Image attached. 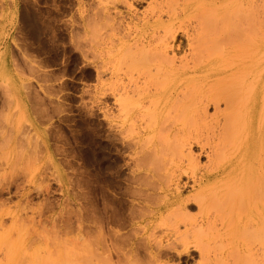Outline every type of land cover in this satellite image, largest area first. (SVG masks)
<instances>
[{
  "label": "rangeland",
  "instance_id": "obj_1",
  "mask_svg": "<svg viewBox=\"0 0 264 264\" xmlns=\"http://www.w3.org/2000/svg\"><path fill=\"white\" fill-rule=\"evenodd\" d=\"M79 1L87 14L96 11L94 0H0V264H264V230L253 228L245 209L264 197L255 178L264 169V75L246 85L248 99L238 104L244 118L223 130L233 142L218 146L221 168L239 180L234 204L246 212L223 215L226 198H211L209 224L178 237L156 234L163 247L152 259L139 230L149 225L139 220V101L125 98L132 92L125 68L96 76ZM253 2L260 12V0ZM117 8L139 22L146 6L134 3L133 17ZM186 128L202 138L219 132L208 121ZM187 212L197 215L195 207Z\"/></svg>",
  "mask_w": 264,
  "mask_h": 264
},
{
  "label": "bare ground",
  "instance_id": "obj_2",
  "mask_svg": "<svg viewBox=\"0 0 264 264\" xmlns=\"http://www.w3.org/2000/svg\"><path fill=\"white\" fill-rule=\"evenodd\" d=\"M94 1L98 6L95 12L91 8L90 14L84 3L78 2V23L97 61L96 76L104 72L111 76L125 68L130 78L125 87L129 91L132 88L130 93L123 90L125 98L139 101L138 170L145 179L139 220L144 223L147 219L149 224L143 228L139 225V230L145 236L150 257L155 259L161 256L163 247L161 240L156 241V234L161 238L178 237L191 230L200 232L205 220L209 224L204 211L209 199L226 198L223 215L231 217L244 211L239 210L237 200L234 204L239 191L237 174L232 168L227 172L221 168V152L229 140L233 142L232 135L225 136L223 130L227 124L244 118L247 111L243 112L238 104L249 95L244 98L246 85L251 86L255 76L264 75V0L258 3L259 13L253 9L254 0ZM134 3L144 4L146 9L139 15V22L130 17L125 21L117 6L131 15ZM130 71L133 77L138 74V79H131ZM220 103L225 107L223 111ZM210 107L213 115L207 112ZM206 121L213 122L219 132L213 130L212 136L202 138L191 135L186 128ZM201 157L206 159L203 166ZM261 172L255 177L259 193L264 191V169ZM185 187H192V195L184 199L181 192ZM192 207L197 210L196 216L187 212ZM250 207L245 209L254 213L250 217L252 227L263 231L264 197ZM2 234L0 242L5 239ZM194 246L199 250L198 244ZM184 251L188 254V247Z\"/></svg>",
  "mask_w": 264,
  "mask_h": 264
}]
</instances>
